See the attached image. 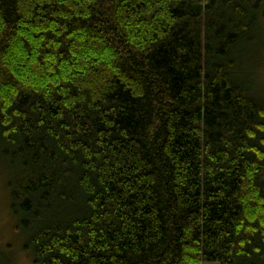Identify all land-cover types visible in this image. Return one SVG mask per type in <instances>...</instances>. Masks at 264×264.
<instances>
[{"label":"trees","instance_id":"trees-1","mask_svg":"<svg viewBox=\"0 0 264 264\" xmlns=\"http://www.w3.org/2000/svg\"><path fill=\"white\" fill-rule=\"evenodd\" d=\"M264 0H0V157L33 264H264Z\"/></svg>","mask_w":264,"mask_h":264},{"label":"rangeland","instance_id":"rangeland-1","mask_svg":"<svg viewBox=\"0 0 264 264\" xmlns=\"http://www.w3.org/2000/svg\"><path fill=\"white\" fill-rule=\"evenodd\" d=\"M259 32L243 59L240 79L252 88L254 98H264V16ZM13 172L0 157V264H33L24 250L27 236L16 230V220L9 209V187Z\"/></svg>","mask_w":264,"mask_h":264}]
</instances>
